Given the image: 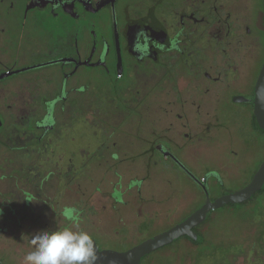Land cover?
<instances>
[{
    "label": "flooded vegetation",
    "instance_id": "1",
    "mask_svg": "<svg viewBox=\"0 0 264 264\" xmlns=\"http://www.w3.org/2000/svg\"><path fill=\"white\" fill-rule=\"evenodd\" d=\"M263 68L264 0H0V232L81 228L97 206L142 225L169 203L154 194L183 193L160 183L172 171L203 198L168 228L203 184L213 200L245 187ZM89 125L96 144L60 143ZM183 238L203 241L157 250Z\"/></svg>",
    "mask_w": 264,
    "mask_h": 264
},
{
    "label": "rangeland",
    "instance_id": "2",
    "mask_svg": "<svg viewBox=\"0 0 264 264\" xmlns=\"http://www.w3.org/2000/svg\"><path fill=\"white\" fill-rule=\"evenodd\" d=\"M77 132H75V130ZM76 129L63 130L60 143L70 142L77 145L78 140L88 139L96 144L99 135L90 125L88 127L76 126ZM256 135V134H255ZM72 139V141H71ZM72 145V144H71ZM69 153L63 159L66 160ZM261 160V158H260ZM259 158L250 163L253 171L259 165ZM251 176L249 173L248 178ZM246 178L245 181L250 179ZM183 186L181 194H154L153 197L169 198V203L153 202L152 219L147 223L140 220L136 223H127L121 220L119 214L109 206L93 208V220L81 229L104 231L105 236L99 246L112 247L117 250H127L147 237L168 228L176 221L186 216L194 208L199 197L203 198L200 190L179 178L177 172L160 175L161 184L177 181ZM61 187H59L60 189ZM101 197V195H97ZM131 197V201L134 200ZM49 215V212H47ZM129 214L132 216L131 212ZM120 215V216H119ZM121 220V221H120ZM144 220V219H143ZM126 223L127 225H123ZM143 222V221H142ZM52 224V223H51ZM140 226V227H139ZM6 228V227H5ZM50 228V227H49ZM8 232H0V261L4 264H22L23 256L30 250V234L19 233L17 227H7ZM117 229H120L117 232ZM26 230V229H25ZM34 230V227L31 228ZM203 236L204 243L196 245L185 238L176 245L167 246L149 254L142 264H264V191L240 206L226 205L216 209L198 229ZM225 255H222V252ZM222 255V256H221ZM225 258V259H224Z\"/></svg>",
    "mask_w": 264,
    "mask_h": 264
},
{
    "label": "water",
    "instance_id": "3",
    "mask_svg": "<svg viewBox=\"0 0 264 264\" xmlns=\"http://www.w3.org/2000/svg\"><path fill=\"white\" fill-rule=\"evenodd\" d=\"M255 91L256 95L250 101L255 104L257 126L261 130H264V68L256 84ZM202 188L206 194V201L202 206L193 211L178 224L127 250L100 249L93 239L100 257L97 264H142L147 255L182 236L188 235L197 241H201L203 237L194 230V227L203 223L213 210L226 205L240 204L248 201L264 188V161L255 173L253 179L245 187L237 191L223 194L213 200L207 184H203ZM0 264L2 263L0 262Z\"/></svg>",
    "mask_w": 264,
    "mask_h": 264
},
{
    "label": "clouds",
    "instance_id": "4",
    "mask_svg": "<svg viewBox=\"0 0 264 264\" xmlns=\"http://www.w3.org/2000/svg\"><path fill=\"white\" fill-rule=\"evenodd\" d=\"M71 218V217H70ZM22 264H97L100 259L91 234L71 225H53L32 234Z\"/></svg>",
    "mask_w": 264,
    "mask_h": 264
},
{
    "label": "trees",
    "instance_id": "5",
    "mask_svg": "<svg viewBox=\"0 0 264 264\" xmlns=\"http://www.w3.org/2000/svg\"><path fill=\"white\" fill-rule=\"evenodd\" d=\"M263 191H264V188H263L261 191H259L255 196H257L258 194H260V193L263 192ZM255 196H254V197H255ZM254 197H253V198H254ZM253 198H251L250 200H253ZM246 202H247V201H246ZM246 202H245V203H246ZM242 204H243V203H241V204H231V205L237 207V206H240V205H242ZM204 240H205V239L203 238V241L200 242V243H198V242H196V241H193V242H194L195 244H202V243H204ZM221 252H222L223 255L226 254V253H225L226 251H225V252L221 251Z\"/></svg>",
    "mask_w": 264,
    "mask_h": 264
}]
</instances>
